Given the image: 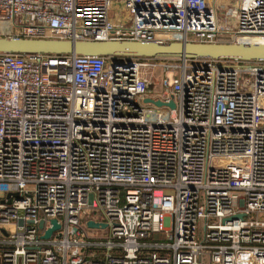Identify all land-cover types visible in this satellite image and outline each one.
<instances>
[{"label": "built area", "instance_id": "obj_1", "mask_svg": "<svg viewBox=\"0 0 264 264\" xmlns=\"http://www.w3.org/2000/svg\"><path fill=\"white\" fill-rule=\"evenodd\" d=\"M1 36L264 42V0H0ZM0 264H264V61L0 53Z\"/></svg>", "mask_w": 264, "mask_h": 264}, {"label": "water", "instance_id": "obj_2", "mask_svg": "<svg viewBox=\"0 0 264 264\" xmlns=\"http://www.w3.org/2000/svg\"><path fill=\"white\" fill-rule=\"evenodd\" d=\"M0 53H47L80 54L86 56H105L113 65L120 60L133 58H174V59H227L246 62L264 61V42H195V41H147V40H71L50 38H24L17 36L0 37ZM156 106L174 107V102L145 98ZM43 220L39 228L43 227ZM52 227L46 229L42 238H49L52 231L59 228L55 219ZM90 228L105 227L104 223L88 220Z\"/></svg>", "mask_w": 264, "mask_h": 264}, {"label": "rangeland", "instance_id": "obj_3", "mask_svg": "<svg viewBox=\"0 0 264 264\" xmlns=\"http://www.w3.org/2000/svg\"><path fill=\"white\" fill-rule=\"evenodd\" d=\"M218 16H219V19H222V17H227V21L226 22H221L220 21V29L221 30H223V31H232L233 30V22H234V17L233 16H229L228 14H226V13H223V12H219V14H218ZM152 72V71H151ZM151 72H147V80L149 81V84H150V88H152L151 90L153 91V92H161L162 91V89H163V86H162V84H161V81L159 80L158 82H157V84L156 85H154L153 87H152V82H153V79H154V76H159L160 77V75L157 73V71H155V72H153L152 74H151ZM149 77V78H148ZM150 77H151V80H150ZM242 75H240V79H242ZM254 217V216H253ZM256 217V216H255ZM258 217V216H257ZM1 231H2V233H4L5 234V231H4V229H1ZM86 231H87V233L89 234V235H94V234H97L96 233V230H94V229H89V228H86Z\"/></svg>", "mask_w": 264, "mask_h": 264}, {"label": "trees", "instance_id": "obj_4", "mask_svg": "<svg viewBox=\"0 0 264 264\" xmlns=\"http://www.w3.org/2000/svg\"><path fill=\"white\" fill-rule=\"evenodd\" d=\"M224 42H229V41H224ZM158 79H159V76H154V79H153V81H155V82H157L158 81Z\"/></svg>", "mask_w": 264, "mask_h": 264}, {"label": "bare ground", "instance_id": "obj_5", "mask_svg": "<svg viewBox=\"0 0 264 264\" xmlns=\"http://www.w3.org/2000/svg\"><path fill=\"white\" fill-rule=\"evenodd\" d=\"M102 228V227H101ZM104 228V227H103Z\"/></svg>", "mask_w": 264, "mask_h": 264}]
</instances>
